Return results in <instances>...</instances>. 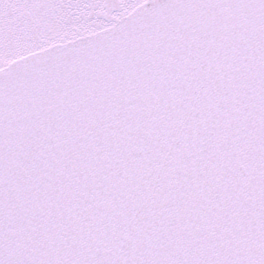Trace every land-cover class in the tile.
<instances>
[{
	"label": "snow or ice",
	"instance_id": "6c2138e0",
	"mask_svg": "<svg viewBox=\"0 0 264 264\" xmlns=\"http://www.w3.org/2000/svg\"><path fill=\"white\" fill-rule=\"evenodd\" d=\"M0 264H264V0H0Z\"/></svg>",
	"mask_w": 264,
	"mask_h": 264
}]
</instances>
